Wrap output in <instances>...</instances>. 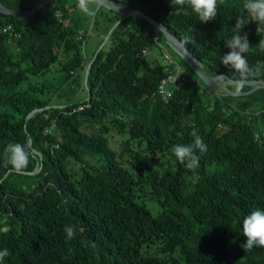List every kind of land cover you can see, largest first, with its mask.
<instances>
[{
    "label": "trees",
    "instance_id": "trees-1",
    "mask_svg": "<svg viewBox=\"0 0 264 264\" xmlns=\"http://www.w3.org/2000/svg\"><path fill=\"white\" fill-rule=\"evenodd\" d=\"M38 1L0 4L21 11ZM104 1L161 23L206 74L239 78L220 57L244 0H217L208 23L187 5L188 15H176L180 6L170 0ZM76 8V0H51L23 19L0 13V251H9L0 264H264V248L245 249L242 236L243 217L264 211V88L238 96L231 85L224 93L208 90L133 16L96 51L83 85L84 32L68 14ZM119 17L97 7L91 27L106 35ZM256 28L249 22L240 31L251 46L250 66L264 61V32ZM153 46L166 48L174 64L151 63ZM55 63L52 87L44 75ZM175 65L188 77L176 79L161 101L157 85ZM250 80L264 81V73ZM63 84L71 93L51 105ZM80 84L86 93L77 100ZM33 109L41 110L24 122ZM193 125L207 151H197L199 167L188 169L171 150L192 142ZM27 140L34 151L17 172L5 164V148ZM36 163L38 172L25 174ZM66 225L75 229L71 240Z\"/></svg>",
    "mask_w": 264,
    "mask_h": 264
},
{
    "label": "clouds",
    "instance_id": "clouds-1",
    "mask_svg": "<svg viewBox=\"0 0 264 264\" xmlns=\"http://www.w3.org/2000/svg\"><path fill=\"white\" fill-rule=\"evenodd\" d=\"M222 2V0H221ZM178 5L175 14L188 15L183 7L187 5L191 11L198 17L201 23H208L217 16V0H170V5ZM99 6V0H76V7L79 11L88 17L96 14V7ZM246 13V15H245ZM249 22H255L257 25V34L264 32V0H244L241 13L235 18L232 32L234 35L227 39L224 44L229 49L228 53L220 57V62L229 67L234 73L239 74L238 79H233L223 75H217L218 86L231 85L234 95H240L243 92L247 82L264 73V61H257L254 65H249L245 57L250 49L247 39V33L240 35V31ZM191 30V29H190ZM264 48V43H261ZM192 142L189 144H178L172 148V153L176 160L185 164L188 169L199 167L200 157L196 152L203 154L207 151V145L203 138L198 134L195 125L189 133ZM34 149H30L27 144L20 142H9L5 148V164L10 165L17 172L25 169L32 157ZM66 234V240H71L75 236V229L71 225H66L63 229ZM242 236L245 238L243 247L247 250L254 246L264 248V211L259 208L251 211L250 214L243 217ZM93 248L97 246L93 243ZM9 255L7 248L0 251V262Z\"/></svg>",
    "mask_w": 264,
    "mask_h": 264
},
{
    "label": "water",
    "instance_id": "water-1",
    "mask_svg": "<svg viewBox=\"0 0 264 264\" xmlns=\"http://www.w3.org/2000/svg\"><path fill=\"white\" fill-rule=\"evenodd\" d=\"M51 0H39L34 6H32L29 9L26 10H21V11H11L5 8L0 4V13L5 14V15H10L18 19H23L27 16H31L34 14V12L41 7L45 6L48 4ZM98 7H103L108 10H112L115 13H117L120 17L119 19L109 28L107 31L106 35L103 37L99 47L97 50H99L104 43L107 41L109 34L113 30V28L122 20L123 18L127 17H138L146 21L153 29L155 32L159 33L161 37L163 38L164 43L168 46V48L192 71V73L196 76V78L203 83V85L210 91L216 92V88H218V81L216 79L217 75H208L206 74L200 67V65L191 57V55L188 53V51L183 47V45L177 40V38L170 33L161 23L158 21L152 19L151 17L143 14L141 11L136 10V9H124L118 6H115L111 3H108L104 0H99V6ZM97 8V7H96ZM96 50V51H97ZM94 52L92 58L95 56ZM91 64V59L86 63V65L83 68V80L82 84L85 85L86 82V77L88 73V69ZM222 75V74H218ZM224 76V75H223ZM246 87H249V90L246 92H243L240 95H247L251 93L254 90L257 89H263L264 88V81H253L249 80L246 84ZM231 95H234L233 93H230ZM48 108V107H45ZM41 109H33L30 111L24 118V122H26L34 113L39 112ZM27 145H30V141L27 140ZM38 158V163L40 162V156L36 154ZM38 163L35 164L34 169L31 172H27L25 174L28 175H34L38 172L39 166Z\"/></svg>",
    "mask_w": 264,
    "mask_h": 264
},
{
    "label": "rangeland",
    "instance_id": "rangeland-1",
    "mask_svg": "<svg viewBox=\"0 0 264 264\" xmlns=\"http://www.w3.org/2000/svg\"><path fill=\"white\" fill-rule=\"evenodd\" d=\"M69 15L72 14L74 18H76L80 23L81 27L83 28L84 32V38L82 41L81 49H82V55L85 59L84 65L92 58L91 54L97 50V48L100 45V41H102L103 35L102 31L98 27H91L90 18L87 15L81 13L78 8L71 11V13H68ZM160 46V45H159ZM103 49H106V46L103 47ZM172 59L171 55L169 54V51L166 48H160L158 46H153L148 51V59L151 63L153 61H156L157 63L164 65L168 62V59ZM178 62V61H177ZM57 63L51 65L49 68V72L45 73L44 78H47L51 81L52 87L55 85L57 81V75L59 74L57 71L58 66ZM178 65L180 68L184 69V66H182L181 63L178 62ZM185 70V69H184ZM43 78H30L29 81L34 83L35 81L40 82ZM226 85L225 86H219L216 88V93H224L226 91ZM71 93L70 86L68 84H63L60 86V90H58L52 97H51V105H59L62 101H64L66 98V95H69ZM86 93V89L83 87L82 84H80L77 87V90H75L74 97L77 100H82L84 98V94ZM76 100V101H77ZM146 207L149 209L153 206V204L149 201H146ZM151 210V209H150ZM151 213H153V210H151Z\"/></svg>",
    "mask_w": 264,
    "mask_h": 264
},
{
    "label": "built area",
    "instance_id": "built-area-1",
    "mask_svg": "<svg viewBox=\"0 0 264 264\" xmlns=\"http://www.w3.org/2000/svg\"><path fill=\"white\" fill-rule=\"evenodd\" d=\"M54 17L56 19H61V14L58 11H55ZM8 30V27H5L2 29V32ZM81 35V31L78 32V37ZM142 54L145 55L147 54V51H142ZM169 63H172V60L169 58L168 59ZM187 74L182 71L178 66L175 65L173 68V71H168L167 75L160 79L155 95L161 100V101H166L170 96L172 91L176 88L175 86V81L178 79L179 81H184L187 78Z\"/></svg>",
    "mask_w": 264,
    "mask_h": 264
}]
</instances>
